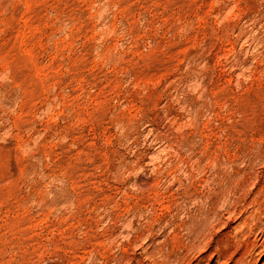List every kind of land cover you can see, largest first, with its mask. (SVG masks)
I'll use <instances>...</instances> for the list:
<instances>
[{
	"label": "rangeland",
	"instance_id": "obj_1",
	"mask_svg": "<svg viewBox=\"0 0 264 264\" xmlns=\"http://www.w3.org/2000/svg\"><path fill=\"white\" fill-rule=\"evenodd\" d=\"M262 250L264 0H0V264Z\"/></svg>",
	"mask_w": 264,
	"mask_h": 264
},
{
	"label": "bare ground",
	"instance_id": "obj_2",
	"mask_svg": "<svg viewBox=\"0 0 264 264\" xmlns=\"http://www.w3.org/2000/svg\"><path fill=\"white\" fill-rule=\"evenodd\" d=\"M263 252H264V250H262V251L259 252V254H258L259 258L258 259H260V257L263 254ZM255 261H257V259H255ZM255 261H253V262H255Z\"/></svg>",
	"mask_w": 264,
	"mask_h": 264
}]
</instances>
